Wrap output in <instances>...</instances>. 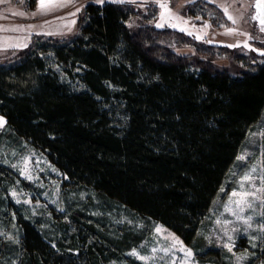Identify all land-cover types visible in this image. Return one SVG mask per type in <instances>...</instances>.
<instances>
[{
  "label": "trees",
  "instance_id": "16d2710c",
  "mask_svg": "<svg viewBox=\"0 0 264 264\" xmlns=\"http://www.w3.org/2000/svg\"><path fill=\"white\" fill-rule=\"evenodd\" d=\"M133 15L126 4L89 3L79 33L39 36L0 64L9 136L44 151L72 190L94 197L83 208L68 204L54 241L19 216V241L0 237V264H105L138 245L147 230L124 224L111 236L107 221L86 211L97 202L163 223L198 257L222 255L200 249V229L264 114V60L235 73L177 55L161 44L169 34L176 45L196 41L151 24L133 32ZM12 173L0 161V199Z\"/></svg>",
  "mask_w": 264,
  "mask_h": 264
},
{
  "label": "rangeland",
  "instance_id": "374dc122",
  "mask_svg": "<svg viewBox=\"0 0 264 264\" xmlns=\"http://www.w3.org/2000/svg\"><path fill=\"white\" fill-rule=\"evenodd\" d=\"M104 2L133 9L128 21L133 32L151 24L196 41L197 48L189 43L176 45L169 34L161 44H169L177 55L195 56L235 73L264 60V25L254 19L264 16V8L255 7L264 0H45L55 5L46 9H41V0H0V64L13 61L39 36L64 40L76 35L86 6ZM229 29L233 31L228 33ZM0 118L5 122L0 125V161L13 172L8 194L0 199V237L19 241L18 217L23 216L37 222L54 241L57 226L68 218L59 216L67 212L68 204L83 208L94 197L87 189L72 190L68 177L47 154L26 139L11 138L5 129L6 117L0 114ZM86 207L107 221L111 236L124 224L147 230L138 245L105 264H264V114L249 130L200 229V249H223L219 257H198L196 249L175 231L161 222L132 219L123 206L102 207L97 202Z\"/></svg>",
  "mask_w": 264,
  "mask_h": 264
},
{
  "label": "snow or ice",
  "instance_id": "6c2138e0",
  "mask_svg": "<svg viewBox=\"0 0 264 264\" xmlns=\"http://www.w3.org/2000/svg\"><path fill=\"white\" fill-rule=\"evenodd\" d=\"M40 6H41V9H46L48 7H52V6H55V5H53L51 3H45V0H41V5ZM162 7H166V5H162ZM255 7L264 8V3H257L255 5ZM225 11H227V10L225 9ZM228 18L230 20H233V23H235V20H234L233 17L229 16ZM254 19H259L261 24L264 25V16H261L260 14H258L256 17H254ZM232 31H233V29H229L228 33H231ZM262 31H264V28H262ZM3 123H5V122L3 121L2 118H0V125H3ZM244 179L248 180V179H250V177L245 176ZM235 195H237V193H233V196H235ZM159 231H161V229L157 228V232H159ZM188 255H191V252H189Z\"/></svg>",
  "mask_w": 264,
  "mask_h": 264
}]
</instances>
